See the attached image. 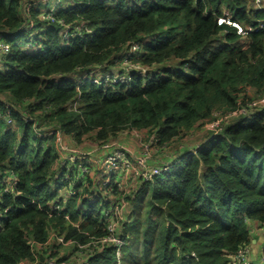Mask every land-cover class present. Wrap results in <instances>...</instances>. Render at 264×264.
Listing matches in <instances>:
<instances>
[{"label": "trees", "instance_id": "1", "mask_svg": "<svg viewBox=\"0 0 264 264\" xmlns=\"http://www.w3.org/2000/svg\"><path fill=\"white\" fill-rule=\"evenodd\" d=\"M249 2L0 0V264H230L251 243L264 225V105L207 129L264 97V30L243 39L218 24L224 10L264 21ZM134 130L147 131L150 172L183 154L151 179L139 168L127 191L57 139L104 146ZM200 130L210 139L188 152ZM112 234L121 256L101 242Z\"/></svg>", "mask_w": 264, "mask_h": 264}, {"label": "built area", "instance_id": "2", "mask_svg": "<svg viewBox=\"0 0 264 264\" xmlns=\"http://www.w3.org/2000/svg\"><path fill=\"white\" fill-rule=\"evenodd\" d=\"M252 1H253V3L255 1V3L258 6H260V4L262 2V0H252ZM255 3H254V6H255ZM218 24L219 25L226 24V25H229V26L235 28L237 30V33L243 39L247 38L249 33H254V32H259L261 30H264V21L263 20H260L256 26H251V27L243 26L240 22H238V21L234 20V18H232L231 14L228 10H224L223 16H220L218 18ZM137 48H138L137 45H134V47L133 46L131 47L132 51H135ZM0 52H2L3 54L9 52V46L6 45L4 42H2L1 38H0ZM125 64L128 65V63H125ZM128 67H130V65H128ZM136 68H137V66H136ZM249 105L251 107L252 105H255V103H250ZM7 106H10V104H7ZM246 111L247 110H245V111L242 110V112H240L239 114L237 113V111L230 112V117H231V119L237 118L240 115H241V117H243V116L248 117L250 114H249V112L247 113ZM235 115H238V116L235 117ZM216 116L218 117V120H220V121L216 120L207 126V129L209 130V132L211 131L213 133V137L217 136L222 131L223 127L221 126V120H223V117H225V116L221 115V112H218L216 114ZM211 136H212V134H211ZM57 139H58V142L60 143L61 142V136H59V134L57 136ZM71 156H74V155H71ZM85 157H87V156H84L81 159L79 157H77V158L71 157L73 160L72 159H70V160L71 161L84 160ZM125 157L126 156H125L124 152H117L114 155H112L111 158L108 157L107 159H105L103 161L102 165L98 164V166H99L98 170L103 171V175L107 176V178L104 179V183H106V184L109 183L110 182L109 176H111L116 171H119L121 169L127 170V169H125L126 165L130 164L131 161L129 160V162H128L127 159L125 160ZM149 157H151V156H150V151H149V148L147 145L146 157L144 159L145 164L141 168L143 170L141 174H142V177L144 178V180L151 179L154 176H160V175L168 172L169 170H171V168L175 164L180 162V160H175L171 163L162 164L160 167L153 168L152 171L150 172L149 169L147 168V163H146V159H148ZM88 161H89V158H88ZM100 165H101V168H100ZM69 166L67 168H69ZM138 174H140V169H139ZM8 182H9V186H16L18 184V178L14 177V179H12V182L11 181H8ZM121 188H125V184L122 183ZM72 194H73V192H72ZM58 202L59 201L56 200V202L53 205L52 210L58 211L61 209ZM121 212L122 211L120 209L119 214ZM66 217L68 218V216H66ZM115 228H116V224L113 223L110 226V230L114 231ZM60 240L62 241V239H60ZM101 242L105 245L111 243V244L118 246L117 252H118L119 256H121L120 248L124 244V242L121 239H119L118 236L112 234L111 236H108L107 238L103 239ZM262 254H263V258H264V249L262 250ZM230 259H231L230 264H253V262L251 260L250 244L241 247L236 253H234L233 255L230 256ZM45 264H54V262L50 261V262L45 263Z\"/></svg>", "mask_w": 264, "mask_h": 264}, {"label": "rangeland", "instance_id": "3", "mask_svg": "<svg viewBox=\"0 0 264 264\" xmlns=\"http://www.w3.org/2000/svg\"><path fill=\"white\" fill-rule=\"evenodd\" d=\"M254 3H255V1H254ZM250 6L257 8V11H264V0H262L260 6H258L256 3H255V6L253 5V3H250ZM42 9H44V7ZM124 64H123L124 68H128V65L127 64L124 65ZM253 96H254L253 94L248 95V100H246V104H245L248 107H249V103L252 102L251 100H254V98H257V97H253ZM3 99L6 100V97L3 96ZM262 105H264V97L263 98H260V97L257 98V102L255 103V105L251 106L253 108L252 109L253 111H250L251 109L248 110L249 114H251L250 112H255L256 110L260 109V107ZM240 112H242L241 108L239 110H237L238 114ZM216 113H218V112H216ZM237 116L238 115H235V117H237ZM215 120H218V119H215ZM223 120L226 122H229L231 120L230 113H228L227 116L223 117ZM218 121H220V120H218ZM44 129H45V127H38L37 132L41 133L40 131L44 130ZM205 135H206V133L204 132V133H200L199 136H205ZM212 136H213V134H212ZM148 140L149 139H147V136H144V134H142L141 132L134 130L133 133L132 132L131 133H127V132L124 133L123 136H120V138L116 142H113L110 145H105V146L100 145V146L93 147L94 145L89 144L92 148L87 149L85 146H87L88 143L85 142L84 144H82L80 146H74L71 148H67V151H62V152L65 154V156H67L69 158L68 160L72 159L71 157H73V158L79 157L81 159L82 157L86 156V152H90L91 157H90L89 161L93 162L97 166H98V164L102 165V163L105 159H107L108 157L111 158V156L114 155L115 153L124 152V154L126 156L125 160L127 159L128 162H129V160L131 161L130 164L126 165L125 169H127V171L125 172L124 175L129 181H131L132 176L134 175V177H135L136 175H138L139 168H142L145 164L144 159L146 157V148H147V141ZM192 140H194V139L190 138V141H192ZM60 143L62 144L63 147H65V144L62 140ZM187 143H188V141H187ZM104 148H106V149H104ZM96 149L102 150V152L99 155L101 157L100 159H98V157L92 155L93 153H95ZM103 150H105L107 153L104 152ZM108 150H110V153ZM80 152H82V153H80ZM73 154H74V156H71ZM101 165H100V168H101ZM98 168H99V166H98ZM8 184H9V182H8ZM134 186H136V183H134ZM127 190H129L128 186L125 185L124 191H127ZM254 229H255V226H253L251 228V230H254ZM230 262H231V259H230Z\"/></svg>", "mask_w": 264, "mask_h": 264}, {"label": "crops", "instance_id": "4", "mask_svg": "<svg viewBox=\"0 0 264 264\" xmlns=\"http://www.w3.org/2000/svg\"><path fill=\"white\" fill-rule=\"evenodd\" d=\"M204 132L205 131L200 130L199 133L196 136L190 137V138H193L194 140L190 141V138L188 139V143L187 144H189V145H188V147H186V150L188 152L196 151L198 147H200V146H202V145H204V144H206L208 142V140L210 139V137L208 135L209 134L208 132L207 133L205 132L206 133L205 136H199L200 133H204ZM129 133H131V132H129ZM141 133L144 134V136H147V131H143ZM121 136H123V134ZM62 140H63V138H62ZM66 142L68 143V141H65L64 142L65 147L62 148V149H64V151H67V148L74 147V146H71V145L68 147L66 145ZM114 142H116V141H114ZM112 143L113 142H111V144ZM89 144L94 145L93 147L98 146V145H96L94 143L88 142V145L85 146L87 149L92 148ZM104 149H106V148H104ZM103 151L106 152L105 150H103ZM108 151L110 153V150H108ZM180 151H183V150H180ZM180 151H178V153L177 152L176 153H168L167 154L168 156L161 160V164H167V163H171V162L177 160L178 156L181 153L183 154V152H180ZM101 152H102V150L96 149L95 153H93L92 155H94V156L98 157V159H100L101 157L99 155H100ZM80 153H82V152H80ZM61 154H63L64 157H66L63 152H61ZM86 156L90 159V157H91L90 152H86ZM150 164H152V163L150 162ZM152 165L150 167H154ZM126 171L127 170H124V169L119 170L118 171L119 173L118 172H117L118 174L116 173V177L117 178L120 177L119 181L122 182L123 184L125 183L126 186L132 187L134 185V183H135V180H133L134 175L132 176L131 181H129L124 175ZM89 178L91 180V184H92L91 188L92 189L96 188V184L98 185L99 183L100 184L102 183V179L99 178V175L94 173V172H92L90 174ZM253 226H255V229L251 231L252 232L251 233V243H250V246H251V259H252L253 264H264V258L262 256V250L264 249V225L261 226L259 224V222H253ZM24 264H29V262H24Z\"/></svg>", "mask_w": 264, "mask_h": 264}, {"label": "bare ground", "instance_id": "5", "mask_svg": "<svg viewBox=\"0 0 264 264\" xmlns=\"http://www.w3.org/2000/svg\"><path fill=\"white\" fill-rule=\"evenodd\" d=\"M262 256H263V254H262Z\"/></svg>", "mask_w": 264, "mask_h": 264}]
</instances>
